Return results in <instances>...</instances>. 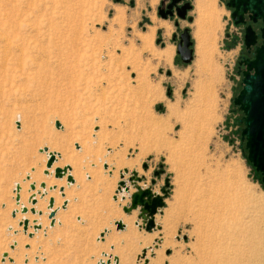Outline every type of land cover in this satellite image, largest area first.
<instances>
[{
    "label": "rangeland",
    "instance_id": "rangeland-1",
    "mask_svg": "<svg viewBox=\"0 0 264 264\" xmlns=\"http://www.w3.org/2000/svg\"><path fill=\"white\" fill-rule=\"evenodd\" d=\"M195 7L192 22L179 20L193 41V59L183 63L173 23L156 27L129 0H0V24L14 30L4 67L0 43V264H99L104 254L118 264H264V184L233 103L239 46H226L229 13L218 0L209 38ZM152 26L144 49L140 35ZM43 147L57 153L53 169L69 166L72 184L44 174ZM124 169L125 181L135 170L139 185L159 194L168 181L151 232L138 210H122L135 190L128 183L115 193ZM40 182L46 193L33 205ZM16 183L26 213L16 212ZM120 218L130 219L124 230Z\"/></svg>",
    "mask_w": 264,
    "mask_h": 264
},
{
    "label": "water",
    "instance_id": "water-1",
    "mask_svg": "<svg viewBox=\"0 0 264 264\" xmlns=\"http://www.w3.org/2000/svg\"><path fill=\"white\" fill-rule=\"evenodd\" d=\"M180 1L181 0H171V2L167 5L166 11H159L161 17L166 18L167 15L172 16L173 7L177 6ZM236 2L237 0H230L227 5L236 8ZM253 5L254 2L252 0H249L246 10H249L250 16L253 19L262 17L264 23V14L262 13V9H264V0H260V11H256L255 9H253ZM190 7L191 6L188 2H186L180 7H176V15L179 18L184 19L186 17V11ZM232 18L234 19V22L236 24L242 22L241 11H238L237 9L234 10L232 12ZM189 19L191 20V17H189ZM175 24H177V22ZM262 32L264 34V27L262 29ZM252 38L253 33L250 28L247 27L244 41L245 46L249 47L251 44H253ZM175 48L176 53L179 55L181 62H191V60L193 59V41L191 40V35L188 28L182 29L179 35V41L175 43ZM241 64L244 65L241 78V89L239 90L238 94L234 97L233 103L237 105L243 113V129L241 130V138L245 140L247 160L251 163L255 171L260 173L261 182L264 184V45H261L256 48L252 59H244ZM55 125L56 127H58L60 124L58 121H56ZM39 151L46 152L48 151V149L47 147H43L39 149ZM55 154L56 153L51 152L47 157L46 169L44 170V174L46 175H48L49 168H51L52 164L55 162ZM106 167L107 166H105V168ZM142 167L144 169H147L146 164H143ZM67 170H69V166L56 167L53 171L54 177L62 178L66 174ZM124 173H127L126 169H124L123 173L120 174L121 179L120 181H118L116 192H121L123 189L125 192H128V183L132 185L135 190L129 195L130 203L127 206H124L122 210L126 214L138 210L137 217L142 221L143 228L145 229V231L151 232L157 226L155 224V214L157 213L158 209L163 207L165 204L164 199L168 194V181L166 180L164 185L160 188L159 194L154 193L151 186L145 187L139 185V183L144 180V177L139 176L137 171L133 170L130 176L127 178V181L123 179ZM26 179H29V175L26 176ZM66 181L68 183H72L74 179L70 174H68L66 175ZM39 186L43 190L45 189L44 182H41ZM29 187L31 190H34L35 184L31 183ZM19 189V184H16V201L19 200ZM50 189H55V187H50ZM59 190L60 192H62L63 187H60ZM29 202L34 205L37 202L36 197L34 195H31L29 197ZM53 205L54 200L51 197L49 198L48 207L51 209ZM27 210L28 209L26 207L22 208L23 212H27ZM29 210L32 214L35 213V209L33 207H31ZM54 212L55 211L51 209L49 213V218L53 217ZM114 223L118 230H122L125 228V225L120 220ZM20 224L23 225V228L25 230L27 229L28 221L26 219ZM36 227H38V225H34V229ZM102 234L103 233H101V235ZM143 254H145L144 250ZM6 257L7 253H3L1 260H4ZM115 261L116 262L114 264H118L117 260ZM107 262L109 263V261Z\"/></svg>",
    "mask_w": 264,
    "mask_h": 264
},
{
    "label": "flooded vegetation",
    "instance_id": "flooded-vegetation-1",
    "mask_svg": "<svg viewBox=\"0 0 264 264\" xmlns=\"http://www.w3.org/2000/svg\"><path fill=\"white\" fill-rule=\"evenodd\" d=\"M229 1L230 0H218V3H219V5L223 6L224 9L229 13V23L227 24L228 27H227L226 32L224 33L226 46L228 49H234L237 46H239V49H238L239 53L236 57V62H235L234 66H235V75H236L235 77L237 80H239L240 85H241L242 71L244 69V65L241 63L244 59H252L254 56L256 48L261 46V45H264V34L262 32V29L264 27V23H263L262 17H258L256 19H253L250 16L249 10L248 9L246 10V7L248 5L249 0H237L236 8L233 6H228L227 3ZM252 1L254 2V5L252 6V8L255 9L256 11H260L261 10L260 0H252ZM170 2H171V0H161L160 1V3L157 6V13L160 17H161V15L159 14V11L160 10H162L163 12L166 11L167 5ZM186 2H188L191 7L189 9H187L186 17L184 19H182L176 15L175 8L178 6L179 7L182 6ZM192 9H193L192 0H181L177 6L173 7V9H172L173 15L172 16L167 15L166 18L161 17L162 19L170 20V23H173V25L176 27V31L173 32L171 35V41L174 43V45H175V43H177L179 41V35L183 29V28L182 29L179 28V20H181V21L187 20L188 22H192L193 17L189 14L192 11ZM236 9L238 11H241V14H242V22H240L238 24H236L234 22V19L232 18V12ZM262 13L264 14V9H262ZM189 17H191V20L189 19ZM176 22H177V24H175ZM230 27L233 28L232 31H231ZM247 27H249L253 33V38H252L253 44H251L249 47L245 46V44H244ZM184 28H188V27H184ZM189 32H190V29H189ZM191 40H192V38H191ZM178 58L180 59L179 55H178Z\"/></svg>",
    "mask_w": 264,
    "mask_h": 264
},
{
    "label": "bare ground",
    "instance_id": "bare-ground-1",
    "mask_svg": "<svg viewBox=\"0 0 264 264\" xmlns=\"http://www.w3.org/2000/svg\"><path fill=\"white\" fill-rule=\"evenodd\" d=\"M196 1V6H197V18H196V26L203 32V34H205V36L207 37V38H209V36L210 35H215V33H213V30L215 29V27H216V25H217V23H216V17H215V13H216V10H215V8H213L214 7V0H195ZM161 26H164L165 28H168L169 27V25L167 24V21H165V22H160L159 23ZM159 25V26H160ZM5 27H7V26H3L2 24H0V43H1V46H2V53H1V58L3 59V62L1 63V66L2 67H4L6 64H7V62L6 61H4V60H6L9 56H10V52H9V47H10V45L12 44V41H13V39H12V33H13V31L14 30H10V31H8V29H6ZM154 26H152V27H150L148 30H147V32H145V33H143L142 35H140V41H141V45H143V46H141V47H144V49H147L148 47L150 48L151 47V42H152V36H153V31H154ZM195 30V29H194ZM210 41H211V39H210ZM20 48V47H19ZM20 50H22L21 48L19 49V51ZM16 51V50H15ZM22 53V52H21ZM165 53V55H163L164 57H165V60L167 59V57H168V53L169 52H164ZM20 55V54H19ZM207 55V54H206ZM162 56V57H163ZM21 58V57H20ZM20 58H18V61L20 60ZM164 59V58H163ZM161 60H162V58H161ZM18 66V65H17ZM19 67H21L20 65H19ZM180 76H181V79H183L184 78V74L183 73H181L180 74ZM178 78V77H177ZM198 84V83H197ZM172 105V104H171ZM168 106V116L169 117H172V114L173 113H175V111H176V106L175 105H173V106ZM202 116V115H201ZM19 119L20 120V122H21V116L20 115H16L15 116V119ZM150 121V120H149ZM60 126L61 125H59L57 128H60ZM194 126V125H193ZM21 129V125H20V128H19V130ZM197 129V128H196ZM181 134V133H180ZM77 147V146H76ZM79 148V147H78ZM43 153H45V155L48 157L49 156V153H51V151H46V152H43ZM56 155H57V153L55 154V161H56ZM63 159V158H62ZM63 160H65V161H67V159L66 158H64ZM54 164V163H53ZM53 164H52V166H53ZM52 166H51V168H49V170H48V175L50 174H52V172L54 171V169L56 168H52ZM66 166V165H65ZM29 173V172H28ZM121 173H123V172H120V174ZM68 174H70V175H72V172L70 171V169L69 170H67L66 171V174L63 176V177H65V180H66V175H68ZM27 175H29V174H27ZM26 175V176H27ZM62 177V178H63ZM30 178H31V180L32 181H34L35 179H33V178H37L36 176H34V175H32V176H30ZM59 179H61V178H59ZM50 181V183H52V184H59V182H54V181H51V180H49ZM41 183V182H40ZM39 183V184H40ZM66 183H67V185H69V184H72V183H68L67 181H66ZM16 184H18V183H16ZM15 184V185H16ZM31 184V183H30ZM29 184V185H30ZM61 184V183H60ZM63 184V183H62ZM15 185H14V192H15V196L17 195V192L15 191ZM20 186V185H19ZM51 187H53V186H51ZM54 187H56V186H54ZM62 187V186H61ZM39 188L42 190H37L36 189V187H35V189H36V193H32L31 195H34L35 197H36V195H40V196H43L45 193H46V189H42L40 186H39ZM45 188H46V186H45ZM60 188V187H59ZM35 189L34 190H30V191H35ZM121 189H123V188H121ZM20 190H21V186H20V189H19V192H18V195H19V200L18 201H16L15 200V197H14V200H15V203L16 204H18V207L19 208H17V211L16 212H18V210H20L21 211V213H26V212H23L22 211V208L23 207H25V206H23V202H22V200H21V197H20ZM38 192H40V193H38ZM122 192V191H121ZM121 192H118V193H121ZM42 193H44V194H42ZM115 193L116 194H118L117 192H116V190H115ZM154 193H156V192H154ZM61 194H62V192H61ZM30 195V196H31ZM29 196V197H30ZM121 196H123V195H121ZM52 197V196H51ZM50 197V198H51ZM53 198V197H52ZM114 198H115V196H114ZM53 200H54V198H53ZM36 201H37V199H36ZM36 204V203H35ZM34 204V205H35ZM65 204L66 203H63V207L65 206ZM48 206V205H47ZM35 209V208H34ZM48 209H50L49 207H48ZM53 209V208H52ZM51 211V210H50ZM50 213V212H49ZM12 216H14L15 215V211H12ZM34 214H38V215H40L41 214V211H39V210H36L35 209V213ZM26 218H24V219H22V221L20 222V223H22L24 220H25ZM50 220H51V224L53 223V218H49ZM121 219V218H120ZM127 221L128 220H130V219H128V218H125ZM125 219L123 218V219H121L120 221H122V223L124 224V223H126V221H125ZM27 221H28V225H29V220L28 219H26ZM35 221H33V222H37L39 219L38 218H35L34 219ZM40 221V220H39ZM38 221V222H39ZM117 221H119V220H117ZM116 222V221H115ZM137 222H135V224H136ZM34 225H38V227H36L35 229H34V225H33V229L34 230H37V229H39V224H36V223H33ZM28 225H27V227H28ZM125 225V224H124ZM138 225V224H137ZM126 226H127V223H126ZM125 227V226H124ZM125 229V228H124ZM124 229H122V230H124ZM24 231H26V230H24ZM106 232V229L103 231V232H101V233H103L101 236H100V238H102V236L104 235V233ZM30 235H32L31 233H29ZM28 234V235H29ZM15 246V242H13V244L12 245H10V247H11V249H13V247ZM3 253H7V252H3ZM3 253H2V255H3ZM2 255H1V259H2ZM104 256H107L108 257V260L107 261H109V263L106 261V262H104V261H100L99 262V264H114L116 261L115 260H117V257H115V256H109V255H105L104 254ZM6 258H8V259H10L8 256L6 257ZM112 259V260H111ZM11 260V259H10Z\"/></svg>",
    "mask_w": 264,
    "mask_h": 264
},
{
    "label": "crops",
    "instance_id": "crops-1",
    "mask_svg": "<svg viewBox=\"0 0 264 264\" xmlns=\"http://www.w3.org/2000/svg\"><path fill=\"white\" fill-rule=\"evenodd\" d=\"M130 1V6L131 7H139L140 11H148L149 12V17H150V21L153 23L154 21L156 25V27H158L160 24V22H165L168 21L170 23V20L168 19H162L158 13H157V6L160 3L161 0H129ZM193 3V9H196L195 7V0H192ZM196 12V11H195ZM153 25V24H152ZM161 26V25H160ZM163 27V26H162ZM65 177L59 179V180H63ZM30 184V183H29ZM35 184V183H34ZM36 187V185H35ZM133 212L129 213V215H131ZM137 216V215H136ZM135 218V217H134ZM105 230V229H104ZM103 230V231H104ZM102 231V232H103ZM107 229L106 232L104 233V235L102 236L101 239H104L105 234L107 233Z\"/></svg>",
    "mask_w": 264,
    "mask_h": 264
},
{
    "label": "built area",
    "instance_id": "built-area-1",
    "mask_svg": "<svg viewBox=\"0 0 264 264\" xmlns=\"http://www.w3.org/2000/svg\"><path fill=\"white\" fill-rule=\"evenodd\" d=\"M127 193V192H126ZM116 196V198L115 199H117V195H115ZM138 224V223H137Z\"/></svg>",
    "mask_w": 264,
    "mask_h": 264
}]
</instances>
